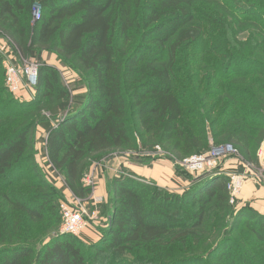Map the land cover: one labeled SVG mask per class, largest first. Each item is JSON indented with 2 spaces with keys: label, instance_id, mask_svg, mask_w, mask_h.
<instances>
[{
  "label": "trees",
  "instance_id": "1",
  "mask_svg": "<svg viewBox=\"0 0 264 264\" xmlns=\"http://www.w3.org/2000/svg\"><path fill=\"white\" fill-rule=\"evenodd\" d=\"M0 34L25 56L55 54L86 89L70 110L45 67L41 98L18 103L0 61V264H264V215L229 204L225 174L181 194L112 179L94 242L58 234L57 192L34 161L39 128L52 171L78 198L90 193L81 180L91 167L123 153L158 147L181 162L230 144L256 162L264 0H0Z\"/></svg>",
  "mask_w": 264,
  "mask_h": 264
},
{
  "label": "rangeland",
  "instance_id": "2",
  "mask_svg": "<svg viewBox=\"0 0 264 264\" xmlns=\"http://www.w3.org/2000/svg\"><path fill=\"white\" fill-rule=\"evenodd\" d=\"M39 12V7L35 6L33 9L34 19L38 17L37 14L39 15ZM7 60L19 70H22L28 64H34L38 66L39 70L45 67H49L54 70L57 74V77L59 78L60 83L68 92L70 110L74 107V98H76L77 96H84L86 94L84 84L82 83L77 73L67 67L55 54L42 51L38 54L37 57L25 56L21 53V51L18 50V48L13 44V42H11L9 39L5 38L3 35L0 34V61L2 70V81L3 86L5 88V61ZM6 90L10 94L11 98L16 100L18 103L31 102L33 100H38L41 98V95H38L37 92L35 93L34 97L30 99V97L24 91H21L17 94H12L8 91L7 88ZM69 112L70 111L68 110L64 112L63 115L59 117V121L61 122L62 120H64L69 114ZM41 114L46 119H49V116L46 111H42ZM34 134L35 164L42 171V173L46 174L47 181L53 186V188L57 192V199L59 204L58 213L60 216L58 234H60L61 228L60 204L67 203V201L71 200L72 203H75V207L79 209L80 207L77 204V201H80L81 206L84 207L87 213V227L80 233V235L74 236L78 240H85V238H88L89 240L94 242L98 241L99 237L101 236V231L105 229L106 207L110 206L111 204L110 189L112 179L122 175H124L125 177L138 178L133 172V170L135 171V169H133V167L131 166L143 165L139 163L140 159L151 160L149 161V165L148 162L146 165H143L148 168L151 167L154 163L168 162L173 168V178L179 182L181 181L182 183H186V188H189L192 185L194 179L196 180L200 176L204 175L203 173H192L188 171L183 165V163L174 162L168 159L166 157L167 155L161 150L154 149L151 151L138 152L132 154L123 153L121 155H116L113 159L102 163L100 166L93 165L87 175H85L81 180L83 186L85 188H89L90 193L86 197L78 198L74 197L68 189L62 187L63 179L61 177V174L55 170L52 171L48 157L46 156V154H44L45 144L40 141L41 138H44L43 131L37 128ZM261 145L256 151V162L245 160L233 147V154L221 158V160L218 162L219 167L215 170V172L222 173L224 171H232L230 174H238L241 175V177H244L243 187L247 181H251L256 186H262L264 188V167L259 165L258 159V152ZM212 147L214 146L211 145L210 148ZM236 171H238L239 173H237ZM204 173H207V171H204ZM85 177L88 178L90 185H87L86 181H83ZM170 187L171 186L169 185L164 189L170 192H174L175 190L171 189ZM182 192L183 191H180V189L178 191H175V193L178 194H181ZM92 196H97L98 199H101V203L98 202L99 205L97 204V206H95L93 201L94 197ZM237 202L238 201H236L232 206L237 207Z\"/></svg>",
  "mask_w": 264,
  "mask_h": 264
},
{
  "label": "built area",
  "instance_id": "3",
  "mask_svg": "<svg viewBox=\"0 0 264 264\" xmlns=\"http://www.w3.org/2000/svg\"><path fill=\"white\" fill-rule=\"evenodd\" d=\"M7 61H5L6 88L12 94H17L21 91H24L27 93L30 99H32L36 93V87L38 84V66L34 64H28L22 70H19L9 61ZM155 149L160 150L158 147ZM233 152V147L230 144H223L210 148V150L205 154H197L187 157L179 163H183L186 169L192 173L199 172L206 174L204 171L211 173L219 167L218 162L221 160V158L232 155ZM258 159L259 165L264 167V141L262 142V145L259 149ZM227 176L228 182L226 184V189L229 193V204L233 205L238 200V196L242 191L244 177H241V175L238 174H228ZM84 179L83 181H86L87 185H90L88 178L85 180ZM63 184L64 183L62 182V187ZM93 199L95 206L101 203V199H98L97 196H95ZM77 204L80 207L79 209L75 207V203H72L71 200L67 201V203L60 204V234L78 236L87 227V213L84 207L81 206L80 201H77Z\"/></svg>",
  "mask_w": 264,
  "mask_h": 264
},
{
  "label": "crops",
  "instance_id": "4",
  "mask_svg": "<svg viewBox=\"0 0 264 264\" xmlns=\"http://www.w3.org/2000/svg\"><path fill=\"white\" fill-rule=\"evenodd\" d=\"M131 167L135 169L133 172L139 179L149 184L161 188H166L170 185V188L175 191H178L179 189L180 191H183L186 188V183L179 182L173 178V168L168 162L154 163L149 168L143 165H134ZM231 172L232 171H224L218 173L228 175ZM237 201L238 207L248 205L255 212L264 215V188L262 186H256L253 182L247 181L239 194Z\"/></svg>",
  "mask_w": 264,
  "mask_h": 264
},
{
  "label": "water",
  "instance_id": "5",
  "mask_svg": "<svg viewBox=\"0 0 264 264\" xmlns=\"http://www.w3.org/2000/svg\"><path fill=\"white\" fill-rule=\"evenodd\" d=\"M36 6V5H35ZM36 7H38V6H36ZM216 172L214 171V172H211V173H206V174H215Z\"/></svg>",
  "mask_w": 264,
  "mask_h": 264
}]
</instances>
